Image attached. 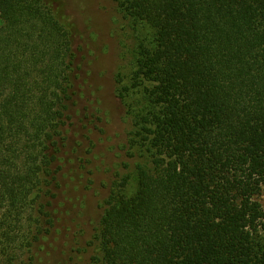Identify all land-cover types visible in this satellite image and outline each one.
I'll list each match as a JSON object with an SVG mask.
<instances>
[{
	"label": "trees",
	"instance_id": "obj_1",
	"mask_svg": "<svg viewBox=\"0 0 264 264\" xmlns=\"http://www.w3.org/2000/svg\"><path fill=\"white\" fill-rule=\"evenodd\" d=\"M114 1L143 29L127 49L133 169L92 264H264V0ZM72 33L59 0H0V264H50Z\"/></svg>",
	"mask_w": 264,
	"mask_h": 264
},
{
	"label": "rangeland",
	"instance_id": "obj_2",
	"mask_svg": "<svg viewBox=\"0 0 264 264\" xmlns=\"http://www.w3.org/2000/svg\"><path fill=\"white\" fill-rule=\"evenodd\" d=\"M59 2L73 23L75 96L55 201L58 220L40 254L50 264H92L95 222L118 177L133 169L127 144L137 94L127 49L143 29L124 18L114 0ZM134 185L131 179L126 189L131 193ZM257 200L264 210V188Z\"/></svg>",
	"mask_w": 264,
	"mask_h": 264
}]
</instances>
